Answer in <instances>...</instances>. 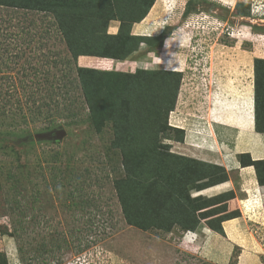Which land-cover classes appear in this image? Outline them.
<instances>
[{
	"label": "rangeland",
	"instance_id": "374dc122",
	"mask_svg": "<svg viewBox=\"0 0 264 264\" xmlns=\"http://www.w3.org/2000/svg\"><path fill=\"white\" fill-rule=\"evenodd\" d=\"M111 1L116 3V8H110L115 9L114 14L102 6L108 0H14L19 4L15 8L0 6V61L9 60L0 71L3 86L19 84L18 69L27 65L21 54L24 50L33 53L36 32L55 19L52 15L44 19L45 12L38 8L70 12L67 17L76 14L73 37L77 46L84 42L89 46L85 51L120 58L76 59L62 35L46 37L37 47L39 53L58 62L53 65L51 61L47 67L53 83L47 103L63 111L55 113L49 108L48 112L46 106L40 114L26 108L24 120L13 106L7 118L0 117V264H216L212 257L196 253L197 249H185L183 239L192 235L173 225L180 212L176 206L183 205L173 197L182 195L186 203L187 190L182 184L184 190L178 188L176 173L195 174L200 168L176 161L171 154L192 158L190 146H194L206 162L199 161L212 159L202 150L211 144L209 121L215 120L222 104L228 106L230 98L222 93L221 84L230 77L236 83L234 102L239 105L247 103L243 83L256 77L258 118H264V0H156L150 24L154 27L140 37L163 35L154 40L144 38L127 59L123 55L137 45L119 46L107 37L119 33L120 21L104 20L106 29L87 35L88 11L102 14L104 8L107 16L122 17L133 2ZM153 1L136 3L145 8ZM113 21L118 22L117 31ZM26 32L33 35L27 47L23 44ZM7 34L16 37L10 41ZM5 43L8 56L3 55ZM18 52L20 59L15 58ZM69 60V65L63 63ZM42 61L32 59V64L42 67ZM79 68L137 74L138 80L154 79L158 90L162 81L173 86L178 80L174 107L161 113L167 123H161L159 133L150 128L159 107L143 97L149 103L145 106L148 116L140 124L146 131L139 138L137 124H130L129 118L115 114L109 103L105 104V89L98 88L94 77V84L84 85ZM145 70H150L149 74H143ZM160 70L181 75L168 78ZM69 110L72 116L67 117ZM141 110L147 115L143 106ZM254 122L256 126V119ZM60 130L66 132L62 139L42 137ZM142 153L145 159H141ZM226 156L224 160L235 157L234 153ZM240 156L235 158L240 160ZM221 158H216L217 163ZM230 173L229 178L234 179L235 173ZM251 222L249 229L255 238L264 234L254 220ZM236 258L226 264H238L239 256Z\"/></svg>",
	"mask_w": 264,
	"mask_h": 264
},
{
	"label": "trees",
	"instance_id": "16d2710c",
	"mask_svg": "<svg viewBox=\"0 0 264 264\" xmlns=\"http://www.w3.org/2000/svg\"><path fill=\"white\" fill-rule=\"evenodd\" d=\"M111 0H108L110 3ZM139 0H136L130 4L131 9L129 13H132V15H129L127 12L124 16L119 17L117 15L114 16H107L106 11L104 8H102V14H97L95 12L89 13V11L86 13V19H88V22L90 26L88 27L87 35H90V31L95 32L99 30H104L103 23L104 20H107L108 22L112 20H118L120 21V30L117 35H108L107 37L110 39V41L115 42V44L123 45V46H133L137 45L135 48L130 49L123 57L127 59L131 54L135 53L138 50V47L140 44L144 42V38L149 39H160L163 35V33L160 36L156 37H140L135 36L132 34V29L136 23L142 22L149 14L150 9L152 8V5L154 6V0L149 7L140 6L136 2ZM142 1V0H140ZM109 4V7L106 5V3L102 4L105 8H116V3L114 1H111ZM17 3L14 2V0H5L2 2L0 0V6H9L12 8L17 7ZM38 10H42L45 12L43 15L44 19L48 18V15L54 16V20H49V24L44 28L42 31H37L36 34L38 35L37 41L34 44L35 50L33 53H26L24 50V53L21 54L22 57H26L24 62H26L25 65H22L18 69V77H19V84L16 85L13 83V85H10L8 87V84L6 83L4 86L2 83H0V117L7 118L9 114V110L11 107H15L16 112L21 115V117L24 120H27V110H35L36 112H39L41 114L42 110H44V107L47 106V110L49 112L52 110V112H62L63 109L60 107H57L56 109L52 108L51 106L48 107L47 98L49 97L50 93L52 91V85L50 80V70L47 68L49 66V63L51 62L53 65L57 64V60L50 59L43 53H39L36 49L38 46H40V43L44 41L46 37L49 36H55L59 37V35H62V38L66 40L67 45L70 49V51L73 54L74 58H78L80 56H96L99 58L109 59L117 61L120 58L116 57V55H99V54H93L91 52L85 51L84 48H88L84 42L82 45L80 44L77 46L78 40L74 39L73 37V30L75 28L76 24V14L73 13L67 17L66 13L62 14V11L60 9H47V8H38ZM111 10V9H110ZM112 11V10H111ZM113 14L115 12L112 11ZM68 13V12H67ZM84 15V11L82 13ZM81 14V15H82ZM1 29V26H0ZM24 29V28H23ZM21 30V29H20ZM23 31V30H22ZM27 36L23 39V44H25V47H27L29 44V40H33L32 33L26 32ZM29 33V34H28ZM20 33H17V35ZM10 35V36H9ZM13 36L16 37V35L13 34H7L6 39L13 40ZM85 38V37H83ZM80 40V38H79ZM84 40V39H83ZM122 41L123 43H120ZM38 42V44H37ZM3 48V55L4 53L9 55V50L6 47ZM75 45V46H74ZM38 53V54H37ZM29 54V55H26ZM2 55V56H3ZM21 56L19 55V52L15 54L16 59H20ZM5 58V57H3ZM32 59H37L38 61L40 59H43L42 67H37L32 64ZM45 59V60H44ZM75 59V60H76ZM6 61L9 62V60L6 58ZM7 62L0 61V71L3 69L4 66H8ZM66 65H69L71 63V60L64 61ZM150 70H145L143 74H149ZM153 71V70H152ZM79 77L82 78V81L84 82V85L89 84L91 81L92 84V78L94 77L95 83H98L97 86L100 89L103 90L105 94L107 95V100H105V104L108 102L112 110L115 112V114H122L127 117V120L129 118L130 124L132 122H135L136 125V135L139 136V138H143V135L145 133L146 126L143 130L140 129V124L143 120L147 119V112H146V105H149V103H146L143 101V97H148L153 100L154 103L157 104L159 107V112L156 114L158 115L157 120H150V128L157 129V132H160V126L161 123L164 120L163 116L161 115L162 111L167 110L166 112L170 111L175 105L176 97L179 91V82L176 80V84L172 86V84L167 83L166 81L161 86L157 87L156 82L154 79H150L145 77L143 80H138L139 76L137 74H127L123 75L120 72L116 71H103V70H91L88 68H79ZM88 72V73H87ZM163 74L171 76H180L181 72H175V71H167V70H160ZM141 73V72H139ZM87 74V75H86ZM1 75V74H0ZM114 76V78H113ZM4 76H0V79H2ZM108 80H111L108 82ZM4 81V80H2ZM106 82V83H104ZM148 82L150 84H148ZM167 83V84H166ZM258 85V82L256 81L255 77V115H256V130L258 132L264 133V118L261 117L258 118V94L256 92V87ZM6 87L4 90L3 88ZM90 87V86H89ZM88 87V88H89ZM152 87H156L153 88ZM20 88V89H19ZM87 88V90H88ZM12 89V90H11ZM19 90L21 91L19 93ZM5 91V92H3ZM161 91V93H160ZM88 94H91V91L87 92ZM164 93H168L169 97L164 95ZM170 94H173L170 98ZM172 103V104H171ZM172 106L169 108V106ZM142 106L144 107V112H146L147 115L143 114ZM169 108V109H168ZM62 109V110H61ZM148 110V109H147ZM35 112V113H36ZM72 112L69 110L67 114H65L67 117L72 116ZM12 116V115H11ZM261 119V122H260ZM167 123V121H165ZM148 125V122L147 124ZM164 127V125H163ZM140 132V133H138ZM142 155V156H141ZM140 155L141 159H145L143 153ZM171 157L176 158L178 160L176 161H185L189 164L198 166L197 169L200 168L198 172L194 174L193 171H190L189 173H186L184 176L180 175V173H176V179L179 183L178 188L183 189V187H187L186 190V203L184 201L185 198L181 195L182 198L179 196L173 197V199L177 200V203H180L183 205H177V211H180L177 213V222H174V227H179L184 232H196L198 231L202 225H206L210 230L224 236V230L222 227V223L224 221L235 219L240 217L239 211H232L229 212L227 203L234 199L233 193H225L213 198H206L203 197L204 195H199L197 197L193 196V193H199L203 191L206 188L213 187L222 183H225L229 180L228 173L224 169L223 166L212 164V163H204L199 160H195L189 157H183L178 156L175 154H171ZM240 163L244 166H253L257 172L258 179L260 183H264V161H253L250 155H241L240 157ZM191 165V166H192ZM177 183V182H176ZM183 187H182V185ZM178 188L176 190H178ZM184 190V189H183ZM183 199V200H182ZM196 207V208H194ZM194 208V209H193ZM196 214H195V213ZM236 256H234L235 258ZM235 262H231L230 264H233Z\"/></svg>",
	"mask_w": 264,
	"mask_h": 264
},
{
	"label": "crops",
	"instance_id": "0c3cea01",
	"mask_svg": "<svg viewBox=\"0 0 264 264\" xmlns=\"http://www.w3.org/2000/svg\"><path fill=\"white\" fill-rule=\"evenodd\" d=\"M156 4L157 1L149 15L142 22L134 25L133 35L146 36L148 35L146 33L149 31L148 29L151 30L154 27H151L150 24L154 21L153 11ZM117 23V21L111 23L112 26L116 24L115 31L118 28ZM115 31L113 34L116 33ZM233 80L234 78L230 77L227 82H224L225 84L223 82L221 84V88H224V90L223 92L219 91L228 95L230 100L228 99V106L222 104L223 109L216 110L215 120L213 122L209 121L208 130L211 144L206 145L202 151L207 155V158L209 156L212 158L211 162L208 163L224 166L229 174L233 172L236 177L234 179L231 177L227 182L206 188L201 192H204L203 197L206 198L233 193L234 199L227 203L229 212L236 210L241 215L222 223L224 236L210 230L206 225H202L196 231V238L187 235L183 239L182 246L184 245L185 249L186 247H188L187 249H197L196 253L207 259L212 257L213 263L216 264H226L231 261V258L236 261L238 256V264H264V242L261 243L258 240L259 238L264 239V234H260L255 238L249 229L251 221L254 220L258 227L264 230V183L259 182L257 172L253 166L241 165L240 160L236 159L240 155H250L253 161H264V133L256 130L254 122L256 119L255 77L250 81H246V83L248 82L247 86L246 83H243L244 88L248 91V96L243 98L247 100L246 105H239V103L234 102L237 91L235 89L236 83ZM217 84L219 83L216 82L215 88L218 89ZM217 89L216 94L218 93ZM217 107L219 108V105ZM208 110L210 119L211 106ZM190 147L194 152L197 150L194 146ZM209 148L213 151H210ZM222 151L224 155H227L226 157L230 153H234L236 158L227 159L225 157V160H228L225 161ZM216 158H221L220 163H217ZM256 243H258L257 246ZM236 248L240 250L235 251ZM234 256L236 257L234 258Z\"/></svg>",
	"mask_w": 264,
	"mask_h": 264
},
{
	"label": "water",
	"instance_id": "95a60500",
	"mask_svg": "<svg viewBox=\"0 0 264 264\" xmlns=\"http://www.w3.org/2000/svg\"><path fill=\"white\" fill-rule=\"evenodd\" d=\"M65 131L64 130H60V131H57L55 134H47L45 136H42L43 138H53V137H56L57 139H62L64 136H65Z\"/></svg>",
	"mask_w": 264,
	"mask_h": 264
},
{
	"label": "bare ground",
	"instance_id": "6f19581e",
	"mask_svg": "<svg viewBox=\"0 0 264 264\" xmlns=\"http://www.w3.org/2000/svg\"><path fill=\"white\" fill-rule=\"evenodd\" d=\"M219 1H220V0H219ZM197 150H200V149L198 148ZM192 153H193V154H192ZM192 153H191L192 155H190V156H193L192 158H195V159H197V160H198V159H201L200 153H199L198 151H197V152H196V151H195V152L192 151ZM201 161H203V160L201 159ZM204 162H205V161H204Z\"/></svg>",
	"mask_w": 264,
	"mask_h": 264
},
{
	"label": "clouds",
	"instance_id": "9594fccd",
	"mask_svg": "<svg viewBox=\"0 0 264 264\" xmlns=\"http://www.w3.org/2000/svg\"><path fill=\"white\" fill-rule=\"evenodd\" d=\"M162 33H163V32H162ZM162 33H161V34H162ZM161 34H159V35H157V36H160ZM154 37H156V36H154ZM187 234H191L194 238H196V236H197V235H196V232H187ZM187 234H186V235H187Z\"/></svg>",
	"mask_w": 264,
	"mask_h": 264
}]
</instances>
